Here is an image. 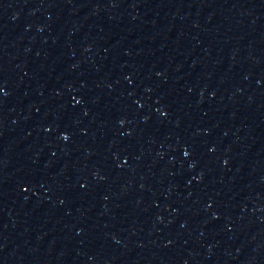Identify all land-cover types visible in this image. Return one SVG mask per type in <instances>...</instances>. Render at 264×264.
<instances>
[{
	"label": "water",
	"instance_id": "1",
	"mask_svg": "<svg viewBox=\"0 0 264 264\" xmlns=\"http://www.w3.org/2000/svg\"><path fill=\"white\" fill-rule=\"evenodd\" d=\"M0 264H15L3 174L0 164Z\"/></svg>",
	"mask_w": 264,
	"mask_h": 264
}]
</instances>
